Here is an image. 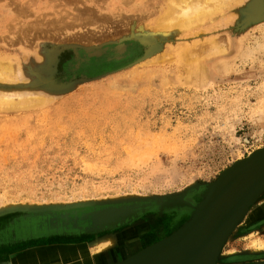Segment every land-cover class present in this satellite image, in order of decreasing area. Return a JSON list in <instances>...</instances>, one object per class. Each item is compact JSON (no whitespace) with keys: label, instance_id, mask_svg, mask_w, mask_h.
Returning a JSON list of instances; mask_svg holds the SVG:
<instances>
[{"label":"rangeland","instance_id":"374dc122","mask_svg":"<svg viewBox=\"0 0 264 264\" xmlns=\"http://www.w3.org/2000/svg\"><path fill=\"white\" fill-rule=\"evenodd\" d=\"M197 1L214 10L183 25L193 0H0V63L15 77L0 81L14 97L0 106L4 264H121L187 224L174 202L199 205L264 149V14L255 0ZM263 263L264 193L216 261Z\"/></svg>","mask_w":264,"mask_h":264},{"label":"water","instance_id":"95a60500","mask_svg":"<svg viewBox=\"0 0 264 264\" xmlns=\"http://www.w3.org/2000/svg\"><path fill=\"white\" fill-rule=\"evenodd\" d=\"M259 154V159L245 167L234 165L225 177L224 173L217 183L206 187L208 198L193 206L189 223L178 232L121 264H216L225 240L244 217L242 214L264 192V150ZM193 246H198L195 256L189 253ZM179 253L185 259L176 263Z\"/></svg>","mask_w":264,"mask_h":264},{"label":"bare ground","instance_id":"6f19581e","mask_svg":"<svg viewBox=\"0 0 264 264\" xmlns=\"http://www.w3.org/2000/svg\"><path fill=\"white\" fill-rule=\"evenodd\" d=\"M176 1L177 0H169V5H170V8L174 5H176ZM194 1V3H188L187 5H185L184 7H182L181 8V10H179V18H180V21L182 22V24L184 23V24H186V25H190V24H193V22H196V21H199L202 17H204V15H206L207 14V10H208V14H210L213 10H214V8L212 9H210L209 7H207V9H203V7L201 6V4H200V2H198L197 0H193ZM206 1H208V0H206ZM211 1H213L214 3H216V1L218 2V3H220V2H222V0H211ZM179 4V3H178ZM173 6V7H174ZM253 9H254V13L253 14H262V13H264V0H255V2H254V4H253ZM179 18H178V20H179ZM178 22V21H177ZM183 24V25H184ZM70 25V24H69ZM134 29V32H138L135 36L136 37H138V34H139V36L140 35H142L143 33H145V29H144V26H142V25H140V26H137V27H134L133 28ZM41 30V29H40ZM135 34V33H134ZM132 36H133V34H131ZM145 36V35H144ZM147 36V35H146ZM95 37V36H94ZM79 38V37H78ZM77 38V39H78ZM139 38H143V40L145 41V42H147L148 44H151L150 46L152 47L153 45H154V41L153 40H150L149 38H146V37H139ZM82 39V38H81ZM80 39V40H81ZM92 39V38H91ZM95 39V38H94ZM147 45V44H146ZM126 49H127V46H124V45H119V46H117L116 47V49H114V50H116L117 51V53L119 54V55H122L123 53H125V51H126ZM185 51V50H184ZM187 55H190L189 53H187V52H183L182 53V58H181V60L183 59V60H185L186 59V57H187ZM179 57V56H178ZM188 59H190L189 58V56L187 57V59L186 60H188ZM189 61V60H188ZM13 70L14 69H12L11 67H9V66H7L6 65V63H0V81H2V80H6V81H8L9 82V80L11 81V82H13L14 81V79H15V77L13 76ZM198 77V76H197ZM5 81V82H6ZM3 93H5V92H3ZM9 94V93H8ZM11 96V95H10ZM9 95L8 96H6V95H4V94H0V106L1 105H3V107L8 103L9 105H10V101L9 100H14V97L13 96H11L10 97ZM19 96V95H18ZM21 96V95H20ZM19 96V97H20ZM13 97V98H12ZM15 98H16V96H15ZM21 98V97H20ZM42 98V97H41ZM43 99V98H42ZM27 100V99H26ZM14 102V101H13ZM21 102V101H20ZM28 102H29V100H28ZM39 102V101H38ZM7 104V105H8ZM11 104H13V103H11ZM29 104V103H28ZM30 104H31V102H30ZM6 105V106H7ZM21 105V104H20ZM15 106V105H14ZM18 106V105H17ZM24 106V105H23ZM2 107V106H1ZM262 150H264V149H260V150H256V151H254V152H252V153H250V155H249V157L248 158H246V159H242V160H240V161H238L237 163H236V165H238V166H243V167H245V166H247V165H249L250 163H252L253 161H255L256 160V158L257 159H259V157H260V154H259V152L260 151H262ZM227 173H225L224 174V177H225V175H226ZM264 192H261V194H263ZM261 194L257 197V198H260L261 197ZM199 196V195H198ZM208 196H209V189L208 188H204L203 190H202V192H201V194H200V197L202 198V201L200 202V204L201 203H203V201H205L207 198H208ZM257 198H256V200H257ZM255 200V201H256ZM255 201L253 202V203H255ZM199 204V205H200ZM178 205H181V206H183V207H185V208H188V209H191L192 210V208H193V206H196L195 204H193L191 201H187V200H180V201H177V202H174L173 203V207H175V208H177V206ZM180 206V207H181ZM182 207V208H183ZM179 208V207H178ZM249 209V208H248ZM249 211L248 210H246L242 215H244V216H246V214L248 213ZM6 220V219H5ZM3 221V220H2ZM190 221V220H189ZM189 221L187 222V223H189ZM0 225H3V223L1 222V219H0ZM110 242L111 241H109V240H107V241H105V244L104 245H106V247L107 246H109L110 245ZM258 242V241H257ZM198 246H193V247H191V249H190V251H189V253L190 252H192L193 254H194V256L196 255V253H197V251H198V248H197ZM257 247H259V248H262L263 247V244H262V242L260 241V242H258L257 243ZM148 248V247H147ZM147 248H145V249H147ZM144 250V249H143ZM142 250V251H143ZM0 252H3V250H1ZM140 253V252H139ZM135 255H137V254H135ZM135 255H133V256H135ZM133 256H131V257H129L128 259H131ZM185 259V257L182 255V253H179V254H177L176 255V259H175V262L176 263H180L181 262V260L182 259ZM128 259H126V260H128ZM125 261V260H124Z\"/></svg>","mask_w":264,"mask_h":264},{"label":"flooded vegetation","instance_id":"af4514ba","mask_svg":"<svg viewBox=\"0 0 264 264\" xmlns=\"http://www.w3.org/2000/svg\"><path fill=\"white\" fill-rule=\"evenodd\" d=\"M114 51H115V53H114ZM112 50V51H110V53L108 54V55H106V56H104L103 58L104 59H108V60H111V59H115V58H117V57H121V56H124L127 52H128V47H127V49H126V51H125V53H123L122 55H119L118 53H117V51L116 50ZM103 56V55H102ZM162 222L163 223H165V220H162ZM161 221L159 222L160 224L158 225H156V226H154L155 228H156V231H159L160 230V227H161V223H162ZM144 235H142V236H140V239H141V237H143ZM139 239V240H140ZM138 245V243L137 244H134V245H129V246H127L125 249H124V254H126L125 256H128L130 253H132V251H134V249L131 247V246H137ZM139 247V246H138ZM137 247V248H138ZM99 262V261H98ZM110 261H108V263H109ZM110 264V263H109ZM112 264V263H111Z\"/></svg>","mask_w":264,"mask_h":264},{"label":"crops","instance_id":"0c3cea01","mask_svg":"<svg viewBox=\"0 0 264 264\" xmlns=\"http://www.w3.org/2000/svg\"><path fill=\"white\" fill-rule=\"evenodd\" d=\"M4 224V223H3ZM107 240H109V238L108 239H106V240H103V241H101V242H98L97 243V247H100V248H102V246L104 247L105 245V241H107ZM109 241H111V242H113L112 241V239H110ZM110 242V243H111ZM83 245H85L84 243L82 244H79V245H72V246H70L68 249H70V251H74V250H76V248H81ZM64 247H68L67 245L66 246H64ZM149 247V246H148ZM105 249L106 248H108V247H104ZM147 248V247H146ZM145 249V248H144ZM67 249H65V251H66ZM80 250V249H79ZM1 251V250H0ZM69 251V252H70ZM3 253H4V251L3 252H0V264H4L5 263V260H4V258L2 257L3 256ZM79 254H81V253H79ZM78 254V255H79ZM71 257V256H70ZM70 257H68L67 259H70ZM67 259H65L66 261H67ZM128 259V258H127ZM98 260V259H97ZM101 264H104V261L102 260V263ZM116 264V263H115Z\"/></svg>","mask_w":264,"mask_h":264}]
</instances>
